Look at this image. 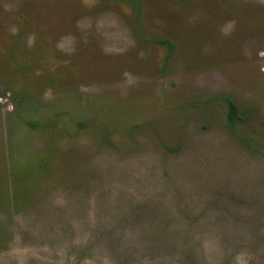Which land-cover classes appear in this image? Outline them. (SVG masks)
Wrapping results in <instances>:
<instances>
[{"label": "rangeland", "instance_id": "1", "mask_svg": "<svg viewBox=\"0 0 264 264\" xmlns=\"http://www.w3.org/2000/svg\"><path fill=\"white\" fill-rule=\"evenodd\" d=\"M0 264H264V0H0Z\"/></svg>", "mask_w": 264, "mask_h": 264}]
</instances>
